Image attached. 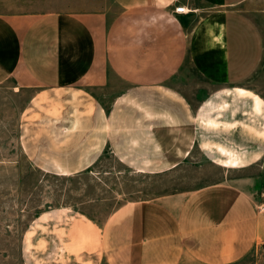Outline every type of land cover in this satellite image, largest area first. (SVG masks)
Masks as SVG:
<instances>
[{
  "label": "crops",
  "instance_id": "1",
  "mask_svg": "<svg viewBox=\"0 0 264 264\" xmlns=\"http://www.w3.org/2000/svg\"><path fill=\"white\" fill-rule=\"evenodd\" d=\"M110 1L115 14L0 15V86L32 91V103L58 99L62 113L78 106V119L41 135L59 139L55 153L29 159L63 177L106 153L141 173L202 154L224 176L126 202L102 225L73 208L46 209L25 233L36 254L25 261L236 264L263 251L264 174L252 170L262 168L264 129L247 124L253 100L235 90L258 95L264 112L252 84L264 69V0Z\"/></svg>",
  "mask_w": 264,
  "mask_h": 264
},
{
  "label": "rangeland",
  "instance_id": "2",
  "mask_svg": "<svg viewBox=\"0 0 264 264\" xmlns=\"http://www.w3.org/2000/svg\"><path fill=\"white\" fill-rule=\"evenodd\" d=\"M98 11L115 14L117 9L110 0H0V15ZM252 84L254 91L264 98V69ZM235 91L253 100V116L248 113L247 124L264 129V112L258 113L254 97L261 98L250 91L246 94L238 89ZM32 94V91L17 90L12 81L0 86V264H31L25 259L36 254H32L30 243L24 242L25 233L37 224L36 216L46 209L73 208L102 225L112 211L126 202L191 191L224 176L223 169L202 154L173 170L141 173L126 168L107 153L88 172L63 177L46 175L36 169L29 157L35 160L47 153H55L57 148L51 141L59 139L41 135L70 124L71 114L73 121L78 119V106L66 103L64 111L67 113H62V101L50 98L32 103ZM260 103L263 105L262 100ZM239 111L237 109L235 113ZM53 118L58 120L53 121ZM21 126L25 127L23 138ZM75 143L78 144L77 139ZM262 162V168L257 166L252 172L264 174V158ZM236 264H264V250L252 252Z\"/></svg>",
  "mask_w": 264,
  "mask_h": 264
},
{
  "label": "built area",
  "instance_id": "3",
  "mask_svg": "<svg viewBox=\"0 0 264 264\" xmlns=\"http://www.w3.org/2000/svg\"><path fill=\"white\" fill-rule=\"evenodd\" d=\"M175 12H176V13H183V12H186V9L183 8V7L176 8V9H175Z\"/></svg>",
  "mask_w": 264,
  "mask_h": 264
},
{
  "label": "bare ground",
  "instance_id": "4",
  "mask_svg": "<svg viewBox=\"0 0 264 264\" xmlns=\"http://www.w3.org/2000/svg\"><path fill=\"white\" fill-rule=\"evenodd\" d=\"M240 93H242V94H246L247 93V91H244V90H238ZM255 99H256V101H258V97L257 96H255L254 97Z\"/></svg>",
  "mask_w": 264,
  "mask_h": 264
}]
</instances>
